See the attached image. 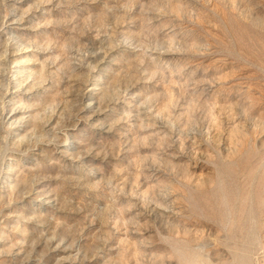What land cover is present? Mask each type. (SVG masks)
I'll list each match as a JSON object with an SVG mask.
<instances>
[{
	"label": "rangeland",
	"instance_id": "rangeland-1",
	"mask_svg": "<svg viewBox=\"0 0 264 264\" xmlns=\"http://www.w3.org/2000/svg\"><path fill=\"white\" fill-rule=\"evenodd\" d=\"M0 264H264V0H0Z\"/></svg>",
	"mask_w": 264,
	"mask_h": 264
},
{
	"label": "bare ground",
	"instance_id": "bare-ground-1",
	"mask_svg": "<svg viewBox=\"0 0 264 264\" xmlns=\"http://www.w3.org/2000/svg\"><path fill=\"white\" fill-rule=\"evenodd\" d=\"M86 106L88 107V106H89V104L87 103V105H86ZM11 118H12V117H11ZM251 205H252L251 207H253V204H251ZM197 261H200L199 257H198V258L196 257V258L194 259V261H193V262H194V263H196Z\"/></svg>",
	"mask_w": 264,
	"mask_h": 264
}]
</instances>
